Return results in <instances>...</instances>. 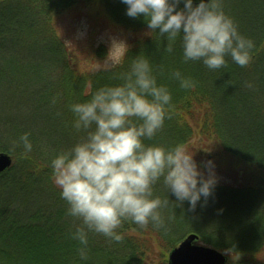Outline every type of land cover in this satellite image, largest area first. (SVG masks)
I'll return each mask as SVG.
<instances>
[{
	"label": "trees",
	"instance_id": "1",
	"mask_svg": "<svg viewBox=\"0 0 264 264\" xmlns=\"http://www.w3.org/2000/svg\"><path fill=\"white\" fill-rule=\"evenodd\" d=\"M92 2L0 0V153L13 158L0 173V264H168L169 251L189 232L228 254V264H261L256 261L264 255V0H223L255 48L248 67L229 57L228 66L219 70L200 61L182 62L179 41L172 53L165 52L166 40L148 31L143 16L126 15L121 0L100 2L107 17L131 35V47L111 71L80 68L61 20L91 8ZM100 52L88 46L87 57H101ZM138 55L150 59L158 84L172 94L171 118L146 143L187 147L201 139L219 159L227 158L234 183L217 184L207 204H198L194 212L187 201L163 209L167 231L126 222L120 243L90 233L84 262L78 241L69 235L80 222L66 215L50 160L84 135L72 128L69 105L89 100L101 86L121 83L116 76L129 71ZM177 69L195 81L194 89H182L170 78ZM24 133L34 146L29 159L20 158L22 146L14 147ZM155 194L167 198L162 184ZM168 197L175 200L171 192ZM155 244L156 256L145 258L147 249L156 251Z\"/></svg>",
	"mask_w": 264,
	"mask_h": 264
},
{
	"label": "clouds",
	"instance_id": "2",
	"mask_svg": "<svg viewBox=\"0 0 264 264\" xmlns=\"http://www.w3.org/2000/svg\"><path fill=\"white\" fill-rule=\"evenodd\" d=\"M121 2L127 6L126 15L143 16L148 31L166 40L165 52L172 53L179 41L184 63L200 61L210 70H219L228 66L229 57L240 67L252 62L255 41L239 31L223 0ZM120 63L109 57L102 70L111 71ZM169 75L182 89L196 87L195 81L178 69ZM116 79L122 82L101 86L89 100L69 105L74 116L71 126L84 135L70 149L57 153L49 165L52 182L67 204L66 215L80 222L69 235L78 241L77 252L84 262L88 260L90 233L120 243L124 239L120 230L126 222L140 229L151 225L167 231L163 209L187 201L188 210L194 212L198 204H207L218 183L215 161L210 159L201 167L194 159L195 152L182 144L164 147L146 143L171 118L172 107V94L158 84L150 59L138 55L129 71ZM247 86L253 87L251 83ZM29 137L24 133L14 144L22 146L21 159H29L33 152ZM159 184L167 191L165 199L155 194ZM169 192L174 201L169 200Z\"/></svg>",
	"mask_w": 264,
	"mask_h": 264
},
{
	"label": "rangeland",
	"instance_id": "3",
	"mask_svg": "<svg viewBox=\"0 0 264 264\" xmlns=\"http://www.w3.org/2000/svg\"><path fill=\"white\" fill-rule=\"evenodd\" d=\"M90 6L91 8H81L72 15H66V17L61 20L63 21L64 35L81 61L80 68L90 69L91 66L102 67L109 57H116L122 61L125 53L131 47V35L125 34L124 30L117 27L111 18L109 19L107 17L100 0H93ZM88 46H94L96 49L99 48L102 56L99 57L95 55V57L88 58ZM110 47L111 51L109 52ZM210 146L211 144H204L201 139H197L193 140L186 148L191 152H195L194 159L201 167H203L204 162L210 159L215 161V170L218 176L217 184L222 182L234 183L233 172L227 170V158L223 157L219 159L216 150L211 149ZM163 213L164 210H162V215H164ZM200 243L213 247L203 241ZM156 245L157 244L154 245L156 251L151 248L147 249L145 258L147 257V259H150L149 257H151L153 259L154 256H156V252L158 251ZM257 259V263L264 264V255L261 254Z\"/></svg>",
	"mask_w": 264,
	"mask_h": 264
},
{
	"label": "water",
	"instance_id": "4",
	"mask_svg": "<svg viewBox=\"0 0 264 264\" xmlns=\"http://www.w3.org/2000/svg\"><path fill=\"white\" fill-rule=\"evenodd\" d=\"M198 3L199 0H194ZM13 158L6 152L0 153V173L8 170ZM200 236L190 233L174 247L168 256L169 264H228L229 257L216 248L199 244Z\"/></svg>",
	"mask_w": 264,
	"mask_h": 264
}]
</instances>
